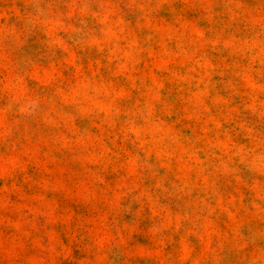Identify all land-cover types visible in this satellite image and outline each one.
Wrapping results in <instances>:
<instances>
[{"label": "rangeland", "instance_id": "374dc122", "mask_svg": "<svg viewBox=\"0 0 264 264\" xmlns=\"http://www.w3.org/2000/svg\"><path fill=\"white\" fill-rule=\"evenodd\" d=\"M0 264H264V0H0Z\"/></svg>", "mask_w": 264, "mask_h": 264}]
</instances>
